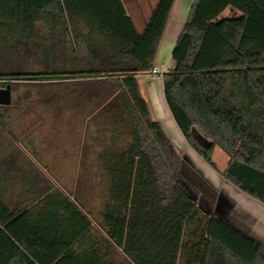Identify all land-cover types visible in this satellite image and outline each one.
<instances>
[{"label":"trees","instance_id":"trees-1","mask_svg":"<svg viewBox=\"0 0 264 264\" xmlns=\"http://www.w3.org/2000/svg\"><path fill=\"white\" fill-rule=\"evenodd\" d=\"M174 1L160 0L140 35L121 0H0L2 55L18 50L45 66L0 80L73 83L71 109L86 124L84 158L121 264H264L261 244L200 208L187 162L141 94L137 76L154 68ZM173 59L164 94L188 144L218 172L220 148L222 177L264 204V0H198Z\"/></svg>","mask_w":264,"mask_h":264},{"label":"crops","instance_id":"crops-1","mask_svg":"<svg viewBox=\"0 0 264 264\" xmlns=\"http://www.w3.org/2000/svg\"><path fill=\"white\" fill-rule=\"evenodd\" d=\"M121 1L137 33L143 34L160 0ZM197 1H174L153 62L159 71L169 73L175 68L173 53ZM137 78L151 118L187 162L183 173L199 190L200 208L263 246L264 204L222 177L229 158L222 156L221 166L217 158L220 148L214 151L220 172L213 168L214 172L188 144L166 103L163 78H154L151 72ZM6 121L0 109V264H59L62 259L61 264H121L123 254L108 238L100 198L83 197L56 174L51 175L46 155L12 143L4 132ZM74 158L79 171L91 166L83 149Z\"/></svg>","mask_w":264,"mask_h":264},{"label":"rangeland","instance_id":"rangeland-1","mask_svg":"<svg viewBox=\"0 0 264 264\" xmlns=\"http://www.w3.org/2000/svg\"><path fill=\"white\" fill-rule=\"evenodd\" d=\"M40 35H47L42 27ZM78 54L83 58L86 53L81 48ZM40 62V59L24 60L18 50H8L2 55L0 45V75L40 73L45 71V66ZM47 76L52 80H0V88H5L9 83L13 88L12 105L5 109L0 108L7 117L4 132L10 135L12 143L28 151L37 150L46 155L44 161L50 164L51 175L56 174L68 188L92 200L97 197L98 186L94 189L92 187L91 169L87 165L79 171L74 158V154L78 158L82 149L86 127L82 119L75 118L71 109L74 85L66 79H55L52 77L54 75ZM158 81L160 83V80ZM218 153L220 154H217V158L222 166L224 158L221 157L228 159V156L221 150H218ZM54 163L57 165L52 166ZM212 170L214 171L213 168ZM101 185L100 190L104 192L102 182Z\"/></svg>","mask_w":264,"mask_h":264},{"label":"water","instance_id":"water-1","mask_svg":"<svg viewBox=\"0 0 264 264\" xmlns=\"http://www.w3.org/2000/svg\"><path fill=\"white\" fill-rule=\"evenodd\" d=\"M13 103V93L11 83L5 88H0V106L9 107Z\"/></svg>","mask_w":264,"mask_h":264},{"label":"built area","instance_id":"built-area-1","mask_svg":"<svg viewBox=\"0 0 264 264\" xmlns=\"http://www.w3.org/2000/svg\"><path fill=\"white\" fill-rule=\"evenodd\" d=\"M168 71H159L158 68H153V70L151 71V76L154 78H163L165 74H167Z\"/></svg>","mask_w":264,"mask_h":264},{"label":"flooded vegetation","instance_id":"flooded-vegetation-1","mask_svg":"<svg viewBox=\"0 0 264 264\" xmlns=\"http://www.w3.org/2000/svg\"><path fill=\"white\" fill-rule=\"evenodd\" d=\"M12 93H13V88H12Z\"/></svg>","mask_w":264,"mask_h":264}]
</instances>
